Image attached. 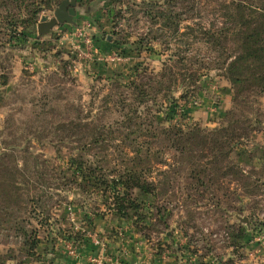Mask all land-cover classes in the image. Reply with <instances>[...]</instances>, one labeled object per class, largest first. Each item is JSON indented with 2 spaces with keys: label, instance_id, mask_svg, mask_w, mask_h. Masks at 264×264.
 <instances>
[{
  "label": "rangeland",
  "instance_id": "rangeland-1",
  "mask_svg": "<svg viewBox=\"0 0 264 264\" xmlns=\"http://www.w3.org/2000/svg\"><path fill=\"white\" fill-rule=\"evenodd\" d=\"M18 1L0 0V74L10 88L0 103V152L8 157L1 156L8 171L18 170L17 164L22 168L23 173L15 177V185L23 189V193L18 194L13 189L8 176H0V264H60L65 256L76 260L78 249L83 246L102 249L100 259H89L90 264H108L106 249L109 248L126 249L127 264L131 259L136 260L129 250L140 257L135 264L149 263L145 252L153 256L161 253L174 256L180 258L181 264H264V258L260 260L252 255L257 250L264 253V96L252 100L259 109L254 117L261 124H257L259 130L251 134L248 149L256 152L245 156L239 151L231 157L247 174L255 172L253 180L259 182L261 188L253 196L242 195V201L235 203L245 210L241 217L252 218L250 227L241 224L236 216H223L221 208L216 209V201L207 198L198 197L188 206L183 205L186 181L180 180L173 183L175 191L158 202L162 208H169L170 216L164 213L162 223L157 218L152 221L167 236L149 231L148 240L145 231L139 233L132 221L112 218L102 202L88 197L78 199L77 190L66 191L61 174L66 173L71 158L80 153L86 158L99 153L97 156L101 158L106 153L98 150L85 153L78 149V140L89 141L86 134L92 128L79 131L71 143L68 132L56 134L53 126L74 121L101 129L122 119L121 113L115 112L116 101L123 94L133 102V89L129 88L132 82L137 81L146 90L156 92L160 88L158 83L163 81V88L171 90L173 100L166 99L164 89L157 95V104L149 109L141 108L142 121L138 123L150 121L154 115L156 123L167 118L183 126L217 128L223 123L225 113L238 106L223 71L210 66L218 60V53L204 44L180 47L176 41H170L166 49L158 40L152 43L151 52L138 51L136 43L140 39H146L147 44L154 36L148 37L151 25L140 5L152 0H76L75 26L58 25L47 35H39L36 26L27 41L22 37L7 41L6 36L12 34L8 24L15 22L20 13L27 19V8L32 11L37 8L30 7L36 0ZM41 1L39 23L43 17L54 18V11L63 0ZM157 2L163 4V0ZM117 41L122 45H117ZM172 56L176 57L170 60ZM165 74L172 77L163 78ZM195 76L198 81L195 86L187 84V80ZM5 90L2 85L0 98ZM109 96L112 98L108 102ZM51 109L56 113L46 116ZM138 135L132 139H137ZM64 137L66 140L58 154L53 145L60 144V138ZM107 138L115 145L123 140V136L117 134ZM145 139H140L139 143ZM114 151L111 149L107 155L119 157ZM125 152L130 153V150L125 149ZM164 152L165 159L170 161L172 153ZM35 157L41 159L38 171ZM114 164L113 161L112 168L116 167ZM165 170L161 167L159 171ZM151 178L164 181L157 171ZM231 188L239 189L236 183H232ZM238 191L241 195L242 190ZM172 196L176 198L168 201ZM147 207L153 208L151 203ZM48 216L63 230V238V235L55 237L49 226L36 221L43 222L42 218ZM29 222L42 231L39 257L28 256L27 247L19 239L20 229L28 227ZM237 224L246 228L242 239L238 238L241 233L237 232ZM147 225L142 223L143 227ZM229 226L236 227L235 233ZM171 235L172 238L167 239Z\"/></svg>",
  "mask_w": 264,
  "mask_h": 264
},
{
  "label": "trees",
  "instance_id": "trees-1",
  "mask_svg": "<svg viewBox=\"0 0 264 264\" xmlns=\"http://www.w3.org/2000/svg\"><path fill=\"white\" fill-rule=\"evenodd\" d=\"M157 1L160 0L140 4L144 9L143 14L151 25L148 37L154 36L147 44H145L146 39H140L136 43L139 46L138 51L151 52L152 43L156 40L165 44L166 49L169 48L170 41H176L180 47L193 44L208 46L219 56L210 66L223 71L224 78L235 93L234 103L238 106L226 112L223 123L214 129H203L196 125L183 126L167 118L156 123L157 118L154 115L151 116L152 120L147 119L138 123V120L142 121L140 115L142 107L149 109L152 104H157V95H160L164 89L167 100H173V94L171 90L163 88V81L158 83L160 88L156 92L153 89L146 90L144 85L134 81L129 85V88L133 89V102L131 103L130 98L122 96L123 94L116 101L115 112H120L122 119L114 120L112 124L101 129L95 125L90 127L74 121L57 127L51 124L56 134L68 132L67 138L69 139L70 136V141L79 131L92 128L86 134L90 140L84 141V138L78 140V149L85 153L96 150L106 153L101 158L97 156L100 155L99 153H95L97 155L90 158L82 156L81 153L71 158L66 173L61 174V179L66 182V191L77 190L78 199L88 197L102 202L108 207L109 213H112V218L118 221H132L139 233L145 231L144 236L148 240L149 231L167 236L166 232L161 231L152 221L157 218L162 223L164 213L170 216L169 208H162L158 202L175 191L173 183L186 181L183 191L186 195L181 202L183 205L188 206L189 202L195 201L198 197L204 200L207 198L216 201V209L221 208L220 212L227 218L244 214V208H239L235 204L242 201V195L253 196L261 191L259 182L253 180L255 172L247 174L231 157L239 151L245 156L256 152L249 150L248 145H251V134L259 130L257 124H261L254 117L259 109L254 107L252 100L254 97L264 96V0H163L162 5ZM41 3V0H36L30 5L37 7L34 11L27 8V19H24L20 13V17L15 22L8 24L11 29L8 30L12 34L6 36L7 41L12 37L28 40V35L31 36L39 24ZM18 29H21L20 33ZM116 44L122 45V42L117 41ZM173 57L176 56L169 57L170 60ZM166 77L172 76L165 74L163 78ZM187 81V84L193 86L198 82L196 76ZM2 85L6 90L0 98V103L8 93L9 85L6 79ZM172 85L176 87V84ZM111 98L107 97V101ZM127 110L129 112H125ZM157 112L161 113L159 109ZM54 113L56 110L51 109L46 116ZM125 131H129V134L124 135ZM115 134L123 136L119 145L110 144L107 138ZM137 134H139L138 138L133 140L132 136ZM65 138H60V144L53 145L58 154L61 153V144L63 145ZM144 138L146 139L139 143L140 139ZM111 149H114L119 157L110 158L107 154ZM125 149H129L130 153H126ZM164 151L172 153L173 158L170 161L165 159ZM2 155L8 158L3 151L0 152V176H8L12 181L13 189L18 194L23 193V189L15 185L17 182L15 177L17 173H23L22 168L17 164L18 170L8 171ZM113 161L116 166L114 168L111 167ZM40 162V157H35L36 171L40 168ZM161 167L166 170L159 171ZM155 171L158 172L159 177L164 178V181L159 178L157 182L151 178ZM232 183H236L242 190L241 195L239 189L231 188ZM239 185H242V188ZM175 198V196L169 197L168 201ZM148 203H151L152 209L155 208V214L147 207ZM249 219L252 223V218ZM36 221L40 225L43 223L46 227L49 226V231L54 232L55 237L60 238L64 234L50 217L42 218L43 222ZM142 223H147V227H143ZM28 225L20 229L19 239L23 246L27 247L28 256L39 257L38 253L42 245L39 237L42 231L37 230L32 222ZM237 226V232L241 233L238 238L242 239L246 228L240 224ZM229 227H232L235 233L236 227ZM170 238L172 235L167 237ZM71 239L68 237V240Z\"/></svg>",
  "mask_w": 264,
  "mask_h": 264
},
{
  "label": "crops",
  "instance_id": "crops-1",
  "mask_svg": "<svg viewBox=\"0 0 264 264\" xmlns=\"http://www.w3.org/2000/svg\"><path fill=\"white\" fill-rule=\"evenodd\" d=\"M2 74V73H1ZM1 74H0V90H1V87H2V83L4 82V79L3 77H1ZM4 75V74H3ZM9 92V90H8ZM0 95H1V91H0ZM107 251V255H106V258L107 261H108V264H111V262L113 261L112 264H127L126 260H127V255L128 253L125 252L127 251L126 249L125 250H112V249H106ZM102 252V249L100 248H93V247H88V248H85L83 246V248H79L78 249V255L77 257L75 258L76 260H71L72 258L70 257H63V260H61L60 264H90L88 261L89 259H95V258H99L100 259V253ZM125 252V253H124ZM130 252V255L132 257H134L137 261H138V257L135 253V251H128ZM143 253V251H142ZM257 253V254H255ZM255 253H252V255H254V257H257L258 259L262 260L263 255V250H257ZM147 254L148 256V259H150L149 263L148 264H181V260L180 258H175L174 256H167L166 254H161V255H151L149 253H144V255ZM126 255V256H124ZM140 258V257H139ZM142 260H146V257H142L141 258ZM136 260H132L130 261V264H135L134 261ZM126 261V262H125ZM139 263V262H138ZM137 263V264H138ZM98 264H102V263H98ZM144 264H147L146 261H144Z\"/></svg>",
  "mask_w": 264,
  "mask_h": 264
},
{
  "label": "water",
  "instance_id": "water-1",
  "mask_svg": "<svg viewBox=\"0 0 264 264\" xmlns=\"http://www.w3.org/2000/svg\"><path fill=\"white\" fill-rule=\"evenodd\" d=\"M77 5L76 0H63L54 11V18L49 19L47 17H43L41 19L37 26L38 34L47 35L58 25L75 26L76 23L74 19L77 15ZM8 90H10V88H8ZM182 97L183 96L181 95L180 98ZM236 218L241 224L246 225L248 228L250 227V221L247 217L236 216Z\"/></svg>",
  "mask_w": 264,
  "mask_h": 264
},
{
  "label": "built area",
  "instance_id": "built-area-1",
  "mask_svg": "<svg viewBox=\"0 0 264 264\" xmlns=\"http://www.w3.org/2000/svg\"><path fill=\"white\" fill-rule=\"evenodd\" d=\"M80 48V47H79ZM32 69V65L29 67V70H31Z\"/></svg>",
  "mask_w": 264,
  "mask_h": 264
}]
</instances>
